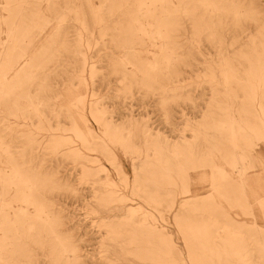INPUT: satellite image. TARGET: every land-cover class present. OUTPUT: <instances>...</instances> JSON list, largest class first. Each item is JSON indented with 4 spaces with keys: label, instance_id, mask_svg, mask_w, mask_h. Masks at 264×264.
<instances>
[{
    "label": "rangeland",
    "instance_id": "rangeland-1",
    "mask_svg": "<svg viewBox=\"0 0 264 264\" xmlns=\"http://www.w3.org/2000/svg\"><path fill=\"white\" fill-rule=\"evenodd\" d=\"M0 264H264V0H0Z\"/></svg>",
    "mask_w": 264,
    "mask_h": 264
},
{
    "label": "bare ground",
    "instance_id": "bare-ground-1",
    "mask_svg": "<svg viewBox=\"0 0 264 264\" xmlns=\"http://www.w3.org/2000/svg\"><path fill=\"white\" fill-rule=\"evenodd\" d=\"M242 169V168H241ZM220 171V170H219ZM242 172V171H241ZM240 176H241V174H240ZM243 178V177H242ZM241 179V178H240ZM243 180V179H242ZM242 187V186H241ZM192 192V191H191Z\"/></svg>",
    "mask_w": 264,
    "mask_h": 264
}]
</instances>
